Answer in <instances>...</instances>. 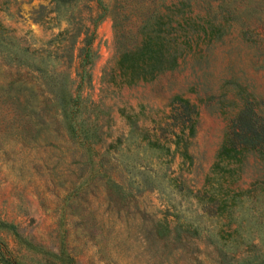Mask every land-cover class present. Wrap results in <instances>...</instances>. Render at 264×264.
I'll return each mask as SVG.
<instances>
[{"label":"rangeland","instance_id":"rangeland-1","mask_svg":"<svg viewBox=\"0 0 264 264\" xmlns=\"http://www.w3.org/2000/svg\"><path fill=\"white\" fill-rule=\"evenodd\" d=\"M104 1L99 18L97 0H0V264L5 249L18 264H223L221 247L234 263L255 258L264 161L249 154L235 173L210 168L243 89L264 102L255 63L264 53L233 29L195 37L154 78L122 82L110 76L118 50L151 0ZM85 36L95 53L81 94L101 131L92 153L44 97L36 70L75 77ZM175 95L190 101L188 113ZM189 114L195 132L183 156L175 132ZM229 188L247 191L235 198Z\"/></svg>","mask_w":264,"mask_h":264},{"label":"trees","instance_id":"trees-1","mask_svg":"<svg viewBox=\"0 0 264 264\" xmlns=\"http://www.w3.org/2000/svg\"><path fill=\"white\" fill-rule=\"evenodd\" d=\"M97 2L103 10L98 15L100 18L108 12L109 6L104 0ZM123 2L125 1L114 0L113 8ZM138 15L136 33L129 38L128 43L122 39L116 64L110 73L111 77H120L122 82L132 83L154 78L166 69L175 67L180 56L191 50L195 37L217 39L233 29L244 39L252 41L260 55L264 53V0H151L147 6L139 10ZM87 31L88 26L85 25V34ZM94 53L91 39L85 36L80 47L76 76L71 78L70 71H65V74L63 70L61 71L65 77L67 72V84L62 83L64 93L60 92L61 85L56 78L57 75H61L60 72L36 69L41 74L38 81L42 85L41 92L44 97L52 106H56L55 109L61 111L69 133L79 139L88 151H91L93 144L101 139L98 124L88 120L90 117L88 113L91 112L94 101L88 102L81 94L85 80L90 82V66ZM255 63L264 67V60L260 57L255 59ZM234 85L238 86L236 83ZM243 90L245 93H240L242 103L229 123L211 165V171L231 166L228 170L231 174L235 173L236 166H240L249 154L258 161H264L263 96L246 87ZM174 98H179L183 103V111L188 113L190 101L180 95H175ZM188 116L189 122L185 123L188 129H178V132H175L176 149L183 156L189 155L186 136L195 132L196 117L190 114ZM180 142L183 143L181 149ZM98 170L101 171L100 168ZM237 179L238 176L232 178V182H236ZM229 190L235 191L233 193L235 198L239 193L247 191V189L238 191L234 188ZM254 244L257 246L258 256L249 260L244 256L235 263L228 257L229 249L221 247L223 264H264V243ZM1 253L5 264H18V261L11 259L9 250L5 249Z\"/></svg>","mask_w":264,"mask_h":264}]
</instances>
